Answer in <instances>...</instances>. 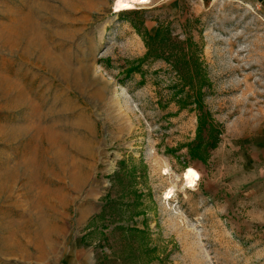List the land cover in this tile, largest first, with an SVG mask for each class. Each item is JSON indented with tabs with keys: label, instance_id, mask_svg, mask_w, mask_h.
Returning a JSON list of instances; mask_svg holds the SVG:
<instances>
[{
	"label": "rangeland",
	"instance_id": "rangeland-1",
	"mask_svg": "<svg viewBox=\"0 0 264 264\" xmlns=\"http://www.w3.org/2000/svg\"><path fill=\"white\" fill-rule=\"evenodd\" d=\"M115 1L0 0V264H264V2Z\"/></svg>",
	"mask_w": 264,
	"mask_h": 264
},
{
	"label": "trees",
	"instance_id": "trees-1",
	"mask_svg": "<svg viewBox=\"0 0 264 264\" xmlns=\"http://www.w3.org/2000/svg\"><path fill=\"white\" fill-rule=\"evenodd\" d=\"M160 32V30L158 31ZM159 35V33H157L156 35L154 36H151V39L155 40L156 37ZM195 75H192L191 76V79L187 82V85H190L192 87V92L191 91H185L186 92V96L181 98L182 101H186L188 98H192L193 96H195V93H194V80L196 79L194 76H196L198 78V82L201 83V85H204L206 82H205V78L207 77L206 76V73H205V70L203 69L202 65L200 62H197L195 61ZM191 102V101H190ZM200 124H199V128H198V133H197V141L195 143H191L190 144V149L192 148V154L194 156H197V157H202L204 152L206 151L205 148H201V146L204 145V143H201L203 142L204 140V137H203V131L206 127V124L208 122V117L210 116L209 112H206V113H201L200 114ZM216 146V143L215 141L212 142L211 144V148L215 147Z\"/></svg>",
	"mask_w": 264,
	"mask_h": 264
},
{
	"label": "bare ground",
	"instance_id": "bare-ground-1",
	"mask_svg": "<svg viewBox=\"0 0 264 264\" xmlns=\"http://www.w3.org/2000/svg\"><path fill=\"white\" fill-rule=\"evenodd\" d=\"M150 2L151 0H116L113 7L115 12H120L135 8L138 5H146L149 4ZM185 179L187 180L188 184L194 186L197 184L199 175L194 168H189L185 173ZM168 193H170L167 196L168 198L173 196L171 192Z\"/></svg>",
	"mask_w": 264,
	"mask_h": 264
},
{
	"label": "crops",
	"instance_id": "crops-1",
	"mask_svg": "<svg viewBox=\"0 0 264 264\" xmlns=\"http://www.w3.org/2000/svg\"><path fill=\"white\" fill-rule=\"evenodd\" d=\"M264 2V0H262Z\"/></svg>",
	"mask_w": 264,
	"mask_h": 264
}]
</instances>
